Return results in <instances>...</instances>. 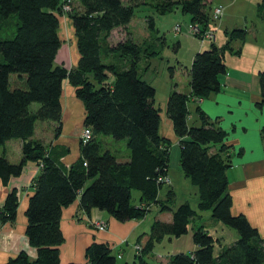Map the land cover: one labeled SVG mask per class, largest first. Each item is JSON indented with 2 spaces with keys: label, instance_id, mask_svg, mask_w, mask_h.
Here are the masks:
<instances>
[{
  "label": "trees",
  "instance_id": "1",
  "mask_svg": "<svg viewBox=\"0 0 264 264\" xmlns=\"http://www.w3.org/2000/svg\"><path fill=\"white\" fill-rule=\"evenodd\" d=\"M159 1L160 5L153 8L161 14L178 7L191 15L190 24L203 30L211 28L212 0ZM79 2L77 10L72 0H0V148L11 139L22 141L20 161L12 162L0 152V179L8 185L11 178L23 173L29 162L40 166L26 209V235L37 249V256L31 258L22 250L6 264H60V246L65 241L61 228L63 211L77 199L83 212L103 210L120 222L144 218L155 204L160 212L172 213L171 221L156 219L151 225L147 241L137 250L136 258L141 264H149L145 255L156 242L166 236L188 233L190 224L196 248L191 253L171 255L165 264H264V237L260 230L244 213L236 214L232 209L234 198L228 170L232 167L234 145L227 142V132L200 106L195 109L200 123L189 121L193 102L221 90L220 76L228 71L226 53L241 54L242 49H234L232 42L244 40L246 30L227 31L229 40L224 45L214 41L207 49L196 52L189 69L190 92L174 89L166 107L179 138L182 172L198 189V209L210 210L213 218L238 233L233 243L222 245L215 254L216 242L222 244V240L210 234L204 225L195 226L198 210L188 201L174 207L177 192L169 184L173 143L160 131L162 108L157 105V89L142 72L143 60L163 51L165 36L158 35L160 41L154 39L149 47L128 32L126 38L111 46V61L106 58L107 37L115 29L127 27L136 9L150 2ZM67 5L69 9H65ZM259 12L264 17V0H260ZM63 15L71 20L79 52L78 64L72 68L57 62L63 45L60 31ZM178 25L182 30L181 24ZM149 26L155 30L153 17ZM178 46L180 42L175 50ZM169 69L172 73L174 66ZM259 79L261 99L257 104L264 106V72L259 73ZM65 80L74 86L77 98L84 103V129L92 131L88 142L80 141L81 155L70 166L61 159L70 151L68 147L49 150L35 137L38 121H53L58 126L56 135L61 132ZM34 103L39 106L34 108ZM101 135L126 139L129 161L120 162L115 153L104 149ZM243 153L240 148L239 154ZM134 191L140 193L137 203L132 201ZM19 201V190L12 188L0 206V226L16 222ZM144 235L138 237V242ZM86 257L85 263L68 264L118 261L113 248L105 242L91 243Z\"/></svg>",
  "mask_w": 264,
  "mask_h": 264
},
{
  "label": "crops",
  "instance_id": "2",
  "mask_svg": "<svg viewBox=\"0 0 264 264\" xmlns=\"http://www.w3.org/2000/svg\"><path fill=\"white\" fill-rule=\"evenodd\" d=\"M216 1H211L212 6L217 4L226 6L229 2V0ZM238 1L242 2V0ZM257 3L258 7H255V13L257 12L260 15V2ZM241 14L246 17L244 12H241ZM256 15L257 18L250 16V19H242V17L236 21L233 19L230 22L231 24L222 19V31L227 32L232 29L243 28L246 30V39L243 47L239 45L240 42L235 43L239 49H242L240 55L231 52L226 53L228 71L220 76L221 90L205 99L193 102L192 106L190 105L192 113L189 116V121L196 124L200 123L199 116L195 113L196 107L200 106L212 121L227 132V142L234 145L231 150L232 167L228 170L230 190L234 198L233 212L236 214L244 213L264 237V138L262 136L264 106L257 104L261 99L258 72H264V17ZM63 18L64 20L67 19L66 17ZM220 37L218 45L221 46L228 41L229 37L227 33L221 34ZM208 47L207 44H197L194 55L196 52ZM63 48L62 46L60 51ZM159 55L154 54L151 62H149L150 59L143 60L141 66L144 77L155 70L154 58ZM78 60L79 56L77 61H71L67 52L60 62L61 64L64 63L67 68H72L77 66ZM178 61L181 62L179 59ZM178 61L177 63L180 64ZM172 66H174L175 71L173 77H176L178 68L176 65H170L169 67ZM251 72L254 73L253 77L250 76ZM173 81L175 82L174 79ZM173 81L171 80V82ZM174 89L188 93L190 92V85L184 86L183 90L181 84L175 82V84L170 85L167 94H162L160 102L156 95V101L157 105L162 108L160 129L162 135L169 138L172 143H178L179 138L175 134L173 123L166 113L168 97ZM61 102L63 108L62 130L59 135L55 136L53 128L55 122L38 121L35 128V137L42 140L49 150L57 146L68 147L70 151L61 159L67 166H70L81 155L80 136L84 127L85 107L82 100L77 98L75 88L68 80L63 83ZM107 137L103 138L107 140ZM240 148L244 149L242 155L239 154ZM0 152L5 154L12 162H18L22 158V141L20 139L8 140L0 148ZM129 159L128 149L122 156L118 157V160L123 163L128 162ZM39 171L40 166L37 163L29 162L23 173L18 177L11 178L8 185H5L0 179V206L4 203L12 188L19 190L20 199L16 222L0 226V264H6L11 257L16 256L22 250L27 251L31 258L37 256V249L30 244L26 235V209L29 198L35 190L32 183ZM169 179L175 189L170 173ZM255 184L257 186H254ZM257 207H259L258 210ZM167 213L171 212H160L159 216L162 217L158 219L171 221L172 218L165 217ZM98 222L107 223V229H98L96 227ZM145 222L146 218L120 222L108 212L99 209H94L91 214H87L80 209L79 199H77L63 211L61 228L65 241L60 246V264L85 263L87 261L86 249L94 241L108 243L118 258L122 260L120 264H131L138 253L135 245L138 243L145 244L150 231L148 227L151 228L153 224L152 222L148 226L145 225ZM142 234L145 235L138 242V237Z\"/></svg>",
  "mask_w": 264,
  "mask_h": 264
},
{
  "label": "rangeland",
  "instance_id": "3",
  "mask_svg": "<svg viewBox=\"0 0 264 264\" xmlns=\"http://www.w3.org/2000/svg\"><path fill=\"white\" fill-rule=\"evenodd\" d=\"M148 1L150 2V5H142L136 9L135 16L127 27H120L112 31V33L107 37L104 42V49L107 60L111 61V46L116 45L119 41L126 38L128 32L132 33L133 38L137 42L141 44H146L149 47L152 46L151 42H155L154 39L156 41H160L157 38L158 35H164L166 45L163 47L162 53L158 57L154 58L155 70H152L147 74L146 77H144L146 80H148L152 84H155L154 86L157 87V99L159 102L161 100L162 94H167L168 88H170V85L175 84V82H179L181 84V89L183 90L184 86H189V68L191 67L193 61L194 50L196 48V45L200 43L204 45L207 44V46H210V43L214 41L219 43L221 39V34L227 33L225 32V30L222 31V19H224V21H226L227 23L231 24L230 22H232L233 19L236 21L239 20L241 17L242 19H250V16L252 18H257L256 14L259 15V13H255V7H258L257 2H260V0H242V2L238 0H229V2L227 3L228 5H223L224 9L222 16L218 20L212 19L211 28H209L211 29V35H208L206 33H199L197 36V33L192 32L189 28V25H194L190 24L191 15L189 13H185L177 7L174 8L171 12L161 14L153 8L155 4L160 5L161 2L159 0ZM72 2L73 8L77 10L80 9L79 0H72ZM216 2L219 1L217 0ZM234 2L236 4H233ZM241 12H244V14H246L244 16L246 17H243V14H241ZM63 17H66L68 20H64V18H62V25L60 31L63 40L62 46L64 48L59 52V57L57 59L58 63H61L60 60H62V57L67 52L68 58L71 61H77V57L79 56V52L76 48L75 33L71 20L65 15H63ZM151 17L154 18L156 24V28L153 31L149 26V20ZM178 24H181L182 30L176 28ZM245 39L234 40L232 42L233 48L239 49L238 45H235V43L238 42H240L239 45H242L243 47ZM178 42H180V46H178V50H175V45H177ZM178 59L181 62H179ZM118 60L120 59L118 58ZM151 60L152 58L149 62H151ZM177 61L180 64H178ZM170 65L177 66L178 74L176 77H173L175 71H173L172 73L169 71L168 67ZM259 73L260 71L258 72V75ZM253 74L254 73L251 72L250 76L253 77ZM173 79L175 80V82L173 81ZM171 80L173 82H171ZM38 106V103H34L33 105L34 108H37ZM57 127L58 126L55 123L53 125V128L55 130V136ZM105 136L106 135H101L100 137L103 138ZM80 141H82L81 138ZM126 143V139L117 140L111 136H108L107 140L104 138L102 139L103 148L111 150L118 157L122 156L125 153L126 149H128ZM180 154L181 153L179 144L177 142L173 143L170 153V174L172 181L174 182L173 184L175 186V190L177 192L174 207H177L181 203L188 201L190 202L193 208L198 210V217L194 220V224L197 227L200 225H204L205 229H207L210 234L222 240V244L216 242L215 254H218L222 245L231 244L238 238V233L235 229L224 224L222 221L213 218L210 210L200 211L198 209V189L191 182V180L184 176L180 164ZM169 184H171V181ZM254 186H257V184H255ZM139 194L140 193L138 191L133 192V202L138 201ZM160 194L162 197L164 196L165 188L162 189ZM258 208L259 207H257L256 209L258 210ZM159 213V206L155 204L153 205L150 213H148L144 218H141L139 220L146 218L145 225L149 226L156 219L162 217L159 216ZM165 217L172 218V214L167 213L165 214ZM99 223H102L104 225L103 229L100 228ZM107 226L108 224L104 222H98L96 224V227L101 230L107 229ZM148 228V230H150V227ZM193 230V225L190 224L188 233L180 237L166 236L161 242H156L153 250L149 254L145 255V259L149 264H164L165 259H167L173 254H177L179 252L191 253L194 248H196V245L193 240ZM137 245L143 248V245L140 243L136 244L135 248L138 247ZM121 262L122 260L118 258L117 263L120 264ZM131 264H141V262L137 258H135L134 262L131 261Z\"/></svg>",
  "mask_w": 264,
  "mask_h": 264
},
{
  "label": "built area",
  "instance_id": "4",
  "mask_svg": "<svg viewBox=\"0 0 264 264\" xmlns=\"http://www.w3.org/2000/svg\"><path fill=\"white\" fill-rule=\"evenodd\" d=\"M65 9H69V6L68 5L65 6ZM223 9H224V7L221 4L214 5L213 9H212V18L215 20H218L223 14ZM176 28L181 30L180 25H178ZM190 29L192 32L197 33V36L199 33H206L208 35H211V29L203 30L200 28V26H197V25H194V26L192 25ZM80 138H81L82 142H84V143L88 142L92 138L91 129H87V128L83 129ZM99 226L102 229L104 228V225L102 223H99ZM137 246H138V247H136L137 250L142 249L141 246L140 247H139V245H137Z\"/></svg>",
  "mask_w": 264,
  "mask_h": 264
}]
</instances>
